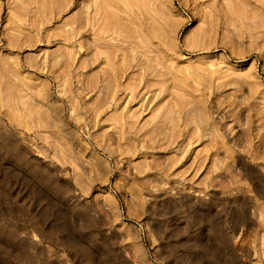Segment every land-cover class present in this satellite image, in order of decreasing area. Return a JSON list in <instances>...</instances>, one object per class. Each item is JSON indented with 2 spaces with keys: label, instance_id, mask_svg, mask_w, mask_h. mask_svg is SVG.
Here are the masks:
<instances>
[{
  "label": "rangeland",
  "instance_id": "obj_1",
  "mask_svg": "<svg viewBox=\"0 0 264 264\" xmlns=\"http://www.w3.org/2000/svg\"><path fill=\"white\" fill-rule=\"evenodd\" d=\"M0 264H264V0H0Z\"/></svg>",
  "mask_w": 264,
  "mask_h": 264
}]
</instances>
